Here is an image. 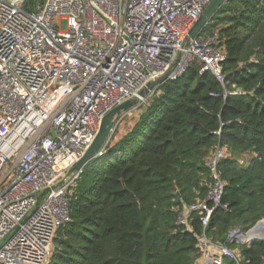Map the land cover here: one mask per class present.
Instances as JSON below:
<instances>
[{
	"label": "built area",
	"instance_id": "1",
	"mask_svg": "<svg viewBox=\"0 0 264 264\" xmlns=\"http://www.w3.org/2000/svg\"><path fill=\"white\" fill-rule=\"evenodd\" d=\"M211 1L0 0V264L51 258L71 220L70 196L82 174L73 168L107 114L133 100L139 105L121 118L139 109L150 97L141 92L177 62L169 80L197 65L224 86L218 34L202 32L185 47ZM224 157L218 147L207 162L215 180L207 200L179 215L188 229L191 215L201 216L202 264L239 259L207 236L215 211L226 208L217 173ZM243 233L228 241L245 244L251 233Z\"/></svg>",
	"mask_w": 264,
	"mask_h": 264
},
{
	"label": "trees",
	"instance_id": "2",
	"mask_svg": "<svg viewBox=\"0 0 264 264\" xmlns=\"http://www.w3.org/2000/svg\"><path fill=\"white\" fill-rule=\"evenodd\" d=\"M203 32L218 34L226 52L224 86L192 65L147 98L133 128L77 180L48 264H196L201 216L191 215L189 229L178 220L207 200L218 147L226 208L207 236L239 251L224 264H264V240L228 241L264 220V0H229Z\"/></svg>",
	"mask_w": 264,
	"mask_h": 264
},
{
	"label": "water",
	"instance_id": "3",
	"mask_svg": "<svg viewBox=\"0 0 264 264\" xmlns=\"http://www.w3.org/2000/svg\"><path fill=\"white\" fill-rule=\"evenodd\" d=\"M229 0H212L209 5L203 11L201 17L197 21L196 25L189 33L188 39L185 43V47L188 45V42L192 39H195L200 36L203 30L212 22V19L217 14V12L221 9V7L226 4ZM28 8V4H26V9ZM178 63V62H177ZM177 63L164 75L157 78L153 82L149 83L148 86L141 92L140 96L144 99L148 96L153 95L165 82L170 79V75L176 67ZM139 105L138 100L129 101L113 111L107 114L100 123V128L98 134L90 145V147L85 152L84 156L76 163L73 168V172H83L87 165L96 159L103 157L107 153V148L110 144V141L113 138L114 132L117 126L116 118H121L123 114L128 113L133 108ZM49 193V190L43 192L40 195V198L45 197ZM264 227V220L258 222L252 229L248 231L251 234H258L261 228ZM233 236H242L244 235L241 229H236L232 232ZM258 240H264V229L262 230V235L260 236H252L245 243L246 245H253Z\"/></svg>",
	"mask_w": 264,
	"mask_h": 264
},
{
	"label": "rangeland",
	"instance_id": "4",
	"mask_svg": "<svg viewBox=\"0 0 264 264\" xmlns=\"http://www.w3.org/2000/svg\"><path fill=\"white\" fill-rule=\"evenodd\" d=\"M141 105H144V104L142 103V104H140V106ZM141 113H142V110L139 108L137 110H133L131 113H129L124 118H116V119H118L117 120L118 122H117L116 130L114 132L113 137L115 136L117 140L124 137L133 128V126L136 124ZM50 259L45 264H48L50 262Z\"/></svg>",
	"mask_w": 264,
	"mask_h": 264
},
{
	"label": "bare ground",
	"instance_id": "5",
	"mask_svg": "<svg viewBox=\"0 0 264 264\" xmlns=\"http://www.w3.org/2000/svg\"><path fill=\"white\" fill-rule=\"evenodd\" d=\"M263 229H264V227L260 229V231L258 232V234H254V235H253V234H251V235H250L249 237H247L246 239H248V240H249V239H250V237H252V236H260V235H262V230H263Z\"/></svg>",
	"mask_w": 264,
	"mask_h": 264
},
{
	"label": "crops",
	"instance_id": "6",
	"mask_svg": "<svg viewBox=\"0 0 264 264\" xmlns=\"http://www.w3.org/2000/svg\"><path fill=\"white\" fill-rule=\"evenodd\" d=\"M235 230H236V229H235ZM235 230H234V231H235ZM234 231H233V232H234ZM231 233H232V232H231ZM237 252H239V251L237 250ZM196 264H202V263L200 262V260H197Z\"/></svg>",
	"mask_w": 264,
	"mask_h": 264
}]
</instances>
